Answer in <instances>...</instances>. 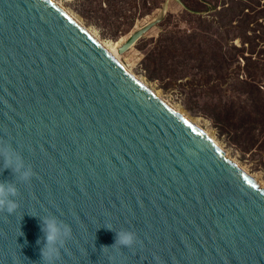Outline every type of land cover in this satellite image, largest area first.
I'll use <instances>...</instances> for the list:
<instances>
[{
  "label": "water",
  "instance_id": "water-1",
  "mask_svg": "<svg viewBox=\"0 0 264 264\" xmlns=\"http://www.w3.org/2000/svg\"><path fill=\"white\" fill-rule=\"evenodd\" d=\"M0 144L34 173L0 166V264H40L45 214L72 230L57 264H264V188L51 0H0Z\"/></svg>",
  "mask_w": 264,
  "mask_h": 264
},
{
  "label": "rangeland",
  "instance_id": "rangeland-1",
  "mask_svg": "<svg viewBox=\"0 0 264 264\" xmlns=\"http://www.w3.org/2000/svg\"><path fill=\"white\" fill-rule=\"evenodd\" d=\"M53 1L264 188V0ZM165 4L163 20L121 55Z\"/></svg>",
  "mask_w": 264,
  "mask_h": 264
},
{
  "label": "clouds",
  "instance_id": "clouds-1",
  "mask_svg": "<svg viewBox=\"0 0 264 264\" xmlns=\"http://www.w3.org/2000/svg\"><path fill=\"white\" fill-rule=\"evenodd\" d=\"M0 166L10 169L17 181L27 182L34 175L30 165H27L22 155L11 145L0 144ZM18 187L13 180L0 182V210L8 214H15L20 205L17 200ZM40 221V230L43 234V243L40 247V264H57L60 259V248L66 239L71 237V227L59 220L55 215L37 216ZM112 230L111 228H107ZM113 231V230H112ZM115 232L114 243L120 247H130L136 242L135 233L128 229H120ZM41 244L40 239L37 240Z\"/></svg>",
  "mask_w": 264,
  "mask_h": 264
},
{
  "label": "bare ground",
  "instance_id": "bare-ground-1",
  "mask_svg": "<svg viewBox=\"0 0 264 264\" xmlns=\"http://www.w3.org/2000/svg\"><path fill=\"white\" fill-rule=\"evenodd\" d=\"M51 1H53V0H51ZM59 8H61L63 11H65L72 19H74L76 22H78L79 23V21L76 19V18H74V16L73 15H71V14H69L60 4H58V3H56L55 1H53ZM80 24V23H79ZM80 25H82V24H80ZM151 25V24H150ZM84 27V26H83ZM85 29H86V27H84ZM86 31H87V29H86ZM88 33H89V31H87ZM92 37H94L91 33H89ZM95 38V37H94ZM96 39V38H95ZM97 40V39H96ZM98 42H99V40H97ZM100 43V42H99ZM101 44V43H100ZM102 45V44H101ZM103 46V45H102ZM104 47V46H103ZM105 48V47H104ZM106 49V48H105ZM107 50V49H106ZM108 51V50H107ZM118 51H119V49H118ZM116 59L118 58V53L116 52V51H113V52H111V51H109ZM120 53V52H119ZM120 63V62H119ZM121 64V63H120ZM129 72V71H128ZM133 77H135V76H133ZM137 79V78H136ZM138 80V79H137ZM139 81V80H138ZM140 82V81H139ZM141 83V82H140ZM141 84H143V83H141ZM144 85V84H143ZM145 86V85H144ZM147 86V85H146ZM145 86V87H146ZM148 87V86H147ZM146 87V88H147ZM149 88V87H148ZM147 88V89H148ZM150 89V88H149ZM148 89V90H149ZM149 91H151V90H149ZM154 95H156L155 93H154V91H151ZM156 97H157V95H156ZM158 98H160L161 99V97H159L158 96ZM162 100V99H161ZM165 104H167L164 100H162ZM175 113H177L178 115H181V116H183L184 118H186L190 123H192L193 125H195L197 128H199V129H201L203 132H205V134H207L208 135V137L209 138H211V140L216 144V145H218L219 144V142H217V140L215 139V137L213 136V135H210L209 133H207L204 129H202V128H200L198 125L199 124H197L194 120H192V119H189L187 116H185V115H183L178 109H176V108H174V107H172L171 105H169V104H167ZM180 112V113H179ZM218 144H217V143ZM219 146V145H218ZM221 149V148H220ZM222 150V149H221ZM235 163V162H234ZM236 164V163H235ZM240 169H242L238 164H236ZM243 170V169H242ZM244 171V170H243ZM245 172V171H244ZM248 174V173H247ZM253 178V177H252ZM254 179V178H253Z\"/></svg>",
  "mask_w": 264,
  "mask_h": 264
},
{
  "label": "trees",
  "instance_id": "trees-1",
  "mask_svg": "<svg viewBox=\"0 0 264 264\" xmlns=\"http://www.w3.org/2000/svg\"><path fill=\"white\" fill-rule=\"evenodd\" d=\"M234 1V0H233ZM236 2H239L238 0ZM234 3V2H233ZM228 7L226 6L225 8H223V10H226Z\"/></svg>",
  "mask_w": 264,
  "mask_h": 264
}]
</instances>
